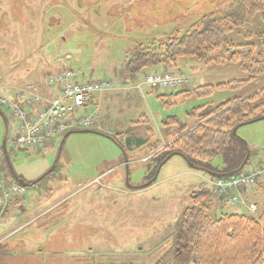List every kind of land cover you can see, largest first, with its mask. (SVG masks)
Returning a JSON list of instances; mask_svg holds the SVG:
<instances>
[{"label":"rangeland","instance_id":"374dc122","mask_svg":"<svg viewBox=\"0 0 264 264\" xmlns=\"http://www.w3.org/2000/svg\"><path fill=\"white\" fill-rule=\"evenodd\" d=\"M231 1L0 0V28L15 31L13 39L21 38L22 52L7 54L9 44L0 34V96L3 92L11 96L7 85L39 61L42 52L33 53L37 48L30 45L33 41L42 42L48 58L54 62L63 59L81 69L86 78H110L114 84L107 91L119 93L101 111L104 126L97 123L88 132H72L40 150L9 145L4 149L3 142L15 123L10 110L0 105V173L13 169L27 184L16 204L0 205V264H173L179 217L190 206L191 194L202 188L225 205L224 212L247 213L246 208L254 207L261 212L263 191H250L256 197L247 200L241 196L257 182L236 189L240 201L231 204L219 195L217 176L211 171L192 167L183 156L174 154L153 176L157 160L145 161L149 150L127 148L124 153L109 136L122 143L134 134L163 142L169 131L191 127L216 106L264 88V73L252 78L235 62L209 65L198 58L182 59V71L192 91L207 85L243 83L177 98L163 96L170 90L144 83V76L153 68L133 77L125 70L126 54L138 43L177 30L184 33L193 22ZM56 12L63 23L52 27L45 19ZM83 26L84 31L74 29ZM229 38L235 44H252L260 52L264 48L262 12L235 27ZM12 59L17 63L11 64ZM124 83L131 84V89L127 91ZM172 118L176 125L164 124ZM237 136L251 149V159L242 172L263 166L264 118L239 126ZM223 164L221 157L212 163L213 167ZM218 200L214 199V207ZM211 212L219 215L213 208Z\"/></svg>","mask_w":264,"mask_h":264},{"label":"trees","instance_id":"16d2710c","mask_svg":"<svg viewBox=\"0 0 264 264\" xmlns=\"http://www.w3.org/2000/svg\"><path fill=\"white\" fill-rule=\"evenodd\" d=\"M259 12L264 17V0H233L225 8L193 22L184 33L177 30L161 39L138 43L133 52L126 54L125 70L133 77L139 71L161 66L174 70L184 58H198L209 65L239 63L254 78L264 73V48L257 52L252 44H235L229 35ZM241 83L201 86L194 91L185 88L169 95L173 98L187 97L192 92L202 95L215 87H238ZM263 118L264 88L216 106L212 112L200 115L193 127L181 126L169 131L163 142L149 143L151 138L134 134L122 143L116 136H109L124 153L127 148L149 150L150 160H157L153 176L172 154L183 156L198 169L228 176L241 173L251 159V149L234 134V129ZM177 123L174 118L164 122ZM119 137L123 139L124 135ZM217 157L222 158L221 167L212 165ZM255 187L264 190V180L257 181ZM190 198V206L179 217L173 264H264V205L255 214L230 212L215 216L211 212L214 199L209 189L194 191Z\"/></svg>","mask_w":264,"mask_h":264},{"label":"built area","instance_id":"2783aa9c","mask_svg":"<svg viewBox=\"0 0 264 264\" xmlns=\"http://www.w3.org/2000/svg\"><path fill=\"white\" fill-rule=\"evenodd\" d=\"M145 82L153 88L181 90L190 81L183 71H151ZM109 78L89 79L79 68L64 64L57 74L46 78L44 88L30 84L17 89L12 96L4 92L0 105L10 110L15 126L7 135V144L14 149L40 150L70 130L88 129L93 126L91 116L84 112L87 101L96 93L113 86ZM264 179V165L226 177H218L219 195L231 204L240 201L235 190L254 185ZM1 205L16 195H23L26 188L17 183L6 171L0 173ZM256 212V208L250 209Z\"/></svg>","mask_w":264,"mask_h":264},{"label":"crops","instance_id":"0c3cea01","mask_svg":"<svg viewBox=\"0 0 264 264\" xmlns=\"http://www.w3.org/2000/svg\"><path fill=\"white\" fill-rule=\"evenodd\" d=\"M55 14H56L55 16L49 17L47 20L45 19V22L46 23H50L52 27H54L53 25H57V24H62L63 23V18H61L60 13L59 12H56ZM18 28H20V27H18ZM74 29H77V30H80V31H84L87 28L83 26V27H78V28L75 27ZM12 31H14V30H11L9 27L0 28V34H3L2 41L3 42H8V44H9V46L7 47V51L8 52H6V53L7 54H9V53H11V54H20V53H22L21 52V44L19 42V40L21 38L18 39L17 42H16L13 39L15 36L13 35ZM66 31H68V30H66ZM66 34L65 35L62 34L63 37H65ZM11 39H12V41H11ZM30 45H34V46L36 45L37 48L33 49V53H40V52H42L41 53V56L40 57L38 56V60L39 61L37 63L31 65L30 68L26 69V71H25L24 74H22V75L17 74V77L13 81H11V83L9 85H7V89L12 94L14 93V91L16 89L25 87L26 85H29V84H38V85H40L41 87L44 88V83H45L46 78L49 75L56 74V73H58V72H60L62 70V60L63 59L62 60L59 59V60H56L54 62L53 59L48 58L46 56L44 50H43L45 47H42V42L41 41L40 42H34L33 41ZM5 46H7V43H5ZM4 48H6V47H4ZM15 63H17V61H15L14 59H12L11 64H15ZM155 69H157V70H164L165 67L161 66V67H158V68H155ZM174 70H182V63L180 64V66L178 68H176ZM144 83H146V82L144 81ZM126 84L124 83L122 85H126ZM129 85H131V84H127V87H126L127 88L126 89L127 91L129 89H131V87H129ZM140 86H141V83L138 84V85H133L134 89L135 88H139ZM190 87H191V83H190ZM113 90H110V91L105 90V91L99 92L96 95L92 96L88 100V103L89 104L85 107L84 110H85V112L87 114H89L91 116V119L93 120V128L95 127V125L97 123H99L101 126H104V122L99 117H100V114H101L102 109H108V104L109 103H107V101H109L110 99L113 100L115 98H118L117 95H119V93L117 91L114 93ZM175 92L176 91H173V92L171 91V92H169L167 94H171V93H175ZM115 96H117V97H115ZM193 126H191V127H193ZM167 134H166V136H167ZM165 139L166 138H164L163 141H165ZM149 143H152L151 142V139L149 140ZM139 150H141V148ZM150 158H151V156H149L147 160H150ZM250 191L251 192H255V193L258 192V191H263L264 192V190H262V188L255 187V188H251L249 190L242 191L241 192V196L244 199H246V200L247 199H250V197H254L255 198L256 196L255 195H251V192ZM23 196L24 195L13 197V199L9 202V204H16V202H18L19 199L21 197H23ZM213 198L215 199V201L218 200L214 196H213ZM218 201H219V205L217 204L216 207H214V209L217 211V213L219 215H222L223 213H227V212H224L222 210V208H224L225 205L220 200H218ZM9 204L7 206H9ZM246 210H247V213L250 212L249 209L246 208ZM3 215H2V217H3ZM2 228H3V226L0 225V231L2 230ZM2 244H3V237L1 236V233H0V246Z\"/></svg>","mask_w":264,"mask_h":264},{"label":"water","instance_id":"95a60500","mask_svg":"<svg viewBox=\"0 0 264 264\" xmlns=\"http://www.w3.org/2000/svg\"><path fill=\"white\" fill-rule=\"evenodd\" d=\"M85 132H88V131H85ZM233 132H234V134H236V133H237V128L234 129ZM68 135H69V134H68ZM66 136H67V135H66ZM3 145H4V149L6 150V140H4ZM172 155H174V154H172ZM172 155H170L166 160H168ZM248 157H249V155H248ZM248 157H247V159H248ZM247 159H246V160H247ZM166 160H165V161H166ZM165 161H163V162H165ZM163 162H162V163H163ZM246 162H247V161L244 162V165L246 164ZM162 163H161V164H162ZM189 163H190V162H189ZM161 164H160V165H161ZM190 165H191L192 167H195L193 163H190ZM244 165H243V166H244ZM158 169H159V168H158ZM158 169H157V170H158ZM155 176H156V175H155ZM216 176L218 177V176H225V175L217 174ZM18 181H19L20 184L26 185V182H25L23 179H18ZM150 182H151V181H150ZM150 182H149V183H150Z\"/></svg>","mask_w":264,"mask_h":264}]
</instances>
